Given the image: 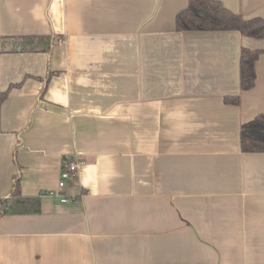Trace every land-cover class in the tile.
I'll return each instance as SVG.
<instances>
[{
  "label": "crops",
  "instance_id": "crops-1",
  "mask_svg": "<svg viewBox=\"0 0 264 264\" xmlns=\"http://www.w3.org/2000/svg\"><path fill=\"white\" fill-rule=\"evenodd\" d=\"M218 1L264 20V0ZM188 2L0 0V203L15 177L38 200L0 216V264H264V151L240 142L264 35L179 31Z\"/></svg>",
  "mask_w": 264,
  "mask_h": 264
},
{
  "label": "trees",
  "instance_id": "trees-1",
  "mask_svg": "<svg viewBox=\"0 0 264 264\" xmlns=\"http://www.w3.org/2000/svg\"><path fill=\"white\" fill-rule=\"evenodd\" d=\"M176 29L182 30H236L242 35L261 38L264 35V20L261 18L244 19L226 9L218 0H189L185 9L176 15ZM257 50L241 48L239 56V85L242 91L254 85V62ZM226 102L238 104L239 97L225 98ZM240 142L243 151H264V114L241 124ZM18 177L14 178L13 189L0 203V216L7 213H27L38 209L36 197L21 196L18 190Z\"/></svg>",
  "mask_w": 264,
  "mask_h": 264
},
{
  "label": "built area",
  "instance_id": "built-area-1",
  "mask_svg": "<svg viewBox=\"0 0 264 264\" xmlns=\"http://www.w3.org/2000/svg\"><path fill=\"white\" fill-rule=\"evenodd\" d=\"M81 161L76 155H69L62 160V166L60 171L59 187H62L65 180L74 178L78 175L79 166ZM62 197V196H61ZM67 198L62 197L61 201L65 202Z\"/></svg>",
  "mask_w": 264,
  "mask_h": 264
}]
</instances>
